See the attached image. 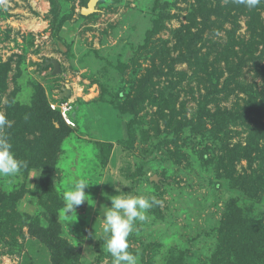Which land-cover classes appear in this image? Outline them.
Segmentation results:
<instances>
[{"label":"rangeland","instance_id":"rangeland-1","mask_svg":"<svg viewBox=\"0 0 264 264\" xmlns=\"http://www.w3.org/2000/svg\"><path fill=\"white\" fill-rule=\"evenodd\" d=\"M89 3L0 4V113L33 117L35 98L68 86L102 107L90 126L64 129L57 161L42 152L46 169L0 177V264H53L45 228L70 245L60 264H112L100 221L111 183L161 201L129 237L139 264H264V3L99 0L83 17ZM81 177L94 203L67 216L63 194ZM233 210L254 228L228 232L241 245L219 239Z\"/></svg>","mask_w":264,"mask_h":264},{"label":"clouds","instance_id":"clouds-1","mask_svg":"<svg viewBox=\"0 0 264 264\" xmlns=\"http://www.w3.org/2000/svg\"><path fill=\"white\" fill-rule=\"evenodd\" d=\"M237 3L251 9L264 3V0H236ZM4 0H0L3 4ZM11 126V122L3 113H0V177H16L22 170L28 168L27 161L18 159L13 151V145L6 129ZM107 182H101L104 184ZM118 195L107 197L111 204L103 206L101 213L102 232L105 236L104 247L112 257V264H139L137 254L129 251V237L136 231L137 222L143 223L149 219V211L156 205L161 204L155 196L133 195L121 191L116 187L120 183H111ZM93 184L86 178H78L71 187L63 194V213L71 216L78 206L90 201L91 197L86 194L85 189ZM98 185V184H96ZM71 213V215H68Z\"/></svg>","mask_w":264,"mask_h":264},{"label":"trees","instance_id":"trees-1","mask_svg":"<svg viewBox=\"0 0 264 264\" xmlns=\"http://www.w3.org/2000/svg\"><path fill=\"white\" fill-rule=\"evenodd\" d=\"M146 90L148 91L149 89H146ZM147 91H145V93H147ZM146 96L151 97L150 94ZM208 101L209 99H206L204 106L209 104ZM33 105H34V109L32 110L33 117H28L29 116L28 113L10 112V115H14V117L9 116L8 120L9 121L11 120L12 122H14V128H12L9 131H6V133L10 137V141L13 145V151L16 157L18 159L27 161L28 163L27 169H31L32 166L37 167V168L40 167V168L46 169V164L42 162L40 157L44 153L45 156H43V158L47 159V157H49L50 162H52L53 160L57 161L58 154L61 150V145L64 140L62 133L64 129L67 128L66 130H69L70 128L65 125L59 112H54L50 109L48 97H46V95L43 94L35 98ZM251 108L252 107H250L249 105L248 112L250 111ZM25 115H27V117ZM248 123H250V121H248ZM262 127H263V123H261L260 127H258L260 131L262 130ZM127 129L129 133L128 135L129 138L131 137V139H133L134 133L131 129V126H128ZM38 132L42 133V136H40L39 138H34L32 140L28 138V136H31L33 134L36 135ZM258 133L259 131H254L252 134V137L255 139H258V137L256 138V135ZM44 177H45V173H43L42 178L44 179ZM248 182H249L248 177L239 178V182H237L236 184H238L237 186H240V188L246 192L247 190H249V188L247 189L246 187H248V185L251 184ZM262 182H263L262 179H259L256 182H254V184H256L258 188H260V186L262 185ZM257 192L258 190L256 191V193ZM8 201L9 199H6L4 194H0V206L6 203L9 204L10 202ZM15 201L19 202L20 199L19 198L15 199ZM0 210H2L1 207H0ZM230 212H232V215H228L227 217H225V220L222 223V229L220 230L221 238L219 239L221 240L225 239V240H222L223 244L228 243L229 245H232V244L241 245L243 243V240H240V239L243 236H240L239 240L237 239L235 240L234 239L235 237L230 235L228 232L234 234L235 230L236 231L240 230L242 232L250 231L251 233H254V228H252L253 230L249 229V227L246 225L248 223L247 222L244 223V221L241 220L239 216H237V214L235 213V210L230 211ZM42 237L44 238L43 240H48V243L50 245L49 247L51 249L53 248L51 250L52 257L54 253V257L52 258V263L60 264V262H62L61 260L63 257L62 256L63 247H66L67 249H69L70 245L62 239H56L55 236L51 234L50 228L49 229L45 228L42 230ZM52 241L56 243L55 247ZM58 247L61 248L62 251L61 252L58 251L57 252L58 254H57L56 251ZM71 250L76 251V249H71ZM224 252L225 250L221 248V251L219 249L214 257L216 258L221 255L223 262H228L226 259V256L228 258H230V256H228V254H224ZM242 255L245 256V253L243 250H242ZM231 261H232V258H231ZM231 261L229 263H231Z\"/></svg>","mask_w":264,"mask_h":264},{"label":"crops","instance_id":"crops-1","mask_svg":"<svg viewBox=\"0 0 264 264\" xmlns=\"http://www.w3.org/2000/svg\"><path fill=\"white\" fill-rule=\"evenodd\" d=\"M61 69H62V67H61ZM67 91H70L71 93H70V97H69V99H71L72 101H80V103L79 104H81V105H76L75 106V111H74V114H73V116H74V120L76 121V123H77V120H79L80 119V121H81V119L83 118V124H85V126H90V120H92V119H95L96 118V120L98 119V115H99V110H98V108H102L101 107V102H100V99L98 98V96L99 95H97V94H94V93H91L90 95H88L87 97L83 94V97H82V95L81 94H78V91L76 90V88H73V89H71L69 86L68 87H66V88H62L60 91H57V94L56 95H54V96H52V99H50L49 97H48V101H49V103L51 102V101H54V100H59V99H62V98H64L65 99V95H67L69 92H67ZM90 92H94V88H92L91 90H90ZM90 108H92L91 110H94L93 112H88L89 113V116L88 115H86L85 117H84V112H87V111H89L90 110ZM77 109H78V111H77ZM84 111V112H83ZM83 112V114L80 116V114ZM76 118H78V119H76ZM90 123V124H89ZM89 124V125H88ZM79 125H82V124H79Z\"/></svg>","mask_w":264,"mask_h":264},{"label":"built area","instance_id":"built-area-1","mask_svg":"<svg viewBox=\"0 0 264 264\" xmlns=\"http://www.w3.org/2000/svg\"><path fill=\"white\" fill-rule=\"evenodd\" d=\"M49 105L52 111L60 113V116L66 126L70 128L76 127V123L73 118V114L75 111L74 101L72 102V100L69 98H62L59 100L51 101Z\"/></svg>","mask_w":264,"mask_h":264},{"label":"water","instance_id":"water-1","mask_svg":"<svg viewBox=\"0 0 264 264\" xmlns=\"http://www.w3.org/2000/svg\"><path fill=\"white\" fill-rule=\"evenodd\" d=\"M98 1L99 0H90V3L88 5V7L84 8L82 10V15L83 16H88L90 14L95 13L96 4H97ZM47 64L50 65V66H53L55 75H58V74L61 73V71H62L61 64H60V62L58 60L52 59V60L48 61ZM67 92H69V93L67 95H65L64 97L68 99L70 97V93L71 92L70 91H67Z\"/></svg>","mask_w":264,"mask_h":264}]
</instances>
